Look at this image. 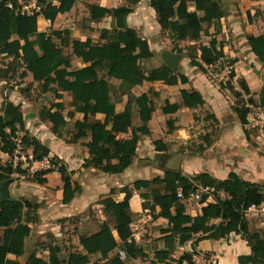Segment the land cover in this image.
<instances>
[{
  "label": "trees",
  "instance_id": "trees-1",
  "mask_svg": "<svg viewBox=\"0 0 264 264\" xmlns=\"http://www.w3.org/2000/svg\"><path fill=\"white\" fill-rule=\"evenodd\" d=\"M135 5L139 0H124ZM8 0H0V55L12 58L7 69L16 71L24 66L21 79L32 76L33 82L39 83L41 91L51 92L54 100L51 110L47 113L39 112V118L51 125V132L57 139L65 144L75 145L82 143L87 150L88 158L84 160L81 168L84 170H97L104 174L116 175L129 168L136 155L140 138L149 136L148 123L154 112V103L151 95L156 96L153 89L139 96H133L131 90L142 86L143 83L162 82L165 86L188 85L186 76L174 74L163 63L158 67L144 71L141 62L151 60L146 40L141 39L134 29L127 26L126 19L133 13V8L121 6L106 9L96 5L88 8L89 18L98 22L110 17L116 29L102 30L98 43L90 39L85 41H70L69 31L50 30L49 33L38 32V17L44 18L51 24L57 16L70 12L76 0H59L53 5L45 0H38L40 10L32 15L16 14L15 9H9ZM10 3H13L11 1ZM194 8L189 10L188 4ZM150 8L154 11L156 21L162 34H166L171 42L185 41L197 42L204 31L203 25L211 27L215 21L224 18V11L219 0H149ZM220 33V26L214 28ZM54 40H58L56 45ZM246 42L251 53L264 67V35L247 36ZM71 47L72 56L87 66L74 71L71 69L70 58L64 56V48ZM175 54L183 55L184 50L179 46L172 48ZM188 67L206 74V68L213 67L226 61L224 45L213 35L207 45L197 49H188ZM231 66L235 60L228 62ZM102 74V76H100ZM230 81L236 78L232 68L228 75ZM114 79L120 82L118 99L113 98V87L105 79ZM241 92L234 85L219 84L220 89H226L236 99V106L231 108L238 119L247 142H250L248 126L249 107L255 105L253 94L244 79L238 81ZM55 86V88H52ZM61 93L71 95L70 107L72 111L65 112L61 100ZM127 97V104L122 113H116L115 104ZM182 106L187 109L202 107L205 103L200 93L194 90H181ZM259 106L264 108V88L259 94ZM180 109L177 104H169L162 108L164 115L175 114ZM139 121L138 126L133 125V116ZM75 114L82 119L72 121ZM101 115L103 120H97ZM212 119L216 125L218 120L214 115H207L205 120ZM169 129H173V122L168 121ZM22 133L23 136H19ZM130 136L120 138L119 135ZM206 150L212 144L209 136L202 138ZM157 153H167V147L162 141L153 143ZM21 149L32 150L33 162L47 160L49 168L28 174L29 167L23 168L19 163L16 167L11 162L0 165V189L11 183L13 174L28 176L29 180L39 186L47 184L46 176L56 172L62 183L63 205L70 204L75 195L81 192L78 183L72 180V172L58 158H49V150L37 139L30 137L25 130L23 115L19 105H14L8 99L4 101V110L0 115V152L9 158ZM30 164V163H29ZM196 185L212 187L216 192H223L227 198L220 199L215 196L214 203L207 204L197 216L186 213L185 201L195 190ZM132 190L139 193L143 200L142 210L148 211L154 218L167 221L165 232L177 240L179 246L194 240L195 248L190 253H183L179 259L171 258L167 250L155 252L154 258L160 264H194L193 258L196 246L203 240L219 241L230 235L240 236L250 248V254L239 256L238 264H264V231L253 224L256 231L251 232L248 222L243 218L241 211L252 205H261L264 202V188L257 183L241 180L236 174H229L224 181H218L206 173L185 177L178 172L167 171L164 177L151 181H137ZM181 190L184 199H177V191ZM124 194L121 202H115L112 196L116 193ZM0 200V231H3V240L0 244V264H16L8 258H19L24 254L25 240L30 236L31 229L27 220L36 212L39 205L19 199L15 200L1 195ZM131 189L123 187L116 191L112 189L109 196L100 200L98 205L104 220L94 233L79 236L80 252L71 253L67 258H61L60 248L51 247L48 261L31 255L25 264H91V257L99 256L96 264H126L120 259L118 250H122L128 260L147 258L142 249L136 246L130 225L132 212L130 210ZM156 209L159 210L155 215ZM112 224V226L110 225ZM208 257V256H207ZM207 264H217L209 261Z\"/></svg>",
  "mask_w": 264,
  "mask_h": 264
},
{
  "label": "crops",
  "instance_id": "crops-1",
  "mask_svg": "<svg viewBox=\"0 0 264 264\" xmlns=\"http://www.w3.org/2000/svg\"><path fill=\"white\" fill-rule=\"evenodd\" d=\"M8 1L10 3L13 0ZM45 1L50 2L53 5H58L59 2V0ZM27 2L28 4L39 7L37 0H30ZM83 2H86L88 6L86 8L87 21L81 22L80 26L78 27L77 23L73 25L74 23H70V21L71 17L75 16L76 9L80 10L81 7L83 8ZM91 5H96L106 9H113L117 8V5L119 6L120 3L115 5L111 0H100L97 1V3L93 2L92 0H76L75 5L70 10V12L57 16L53 24H51L49 21H46L42 17H38V32L49 33L48 31L50 30H68L70 41L83 42L87 39H90L95 44L98 42L102 43V41L99 40L101 31L112 29L110 25L114 22H112L110 17L104 18L98 22L91 21L88 11L89 6ZM223 11L224 18L221 21L222 23L224 22L226 27H228V32H231V37L234 39L240 38L239 40L246 44V48L249 50V55L251 56L252 60H256L255 62H257V64L262 68V64L251 53L246 42V37H257L264 35V9H223ZM149 12H151L153 18H156L152 9H149ZM131 15L132 14L127 17L126 23L129 28L136 31V29L129 23V18ZM72 19H74V17H72ZM62 21L68 22V27H61L60 24ZM218 22L220 21H215L212 24V27H214L215 23L218 24ZM155 25L157 34L159 35L160 33L161 35L162 33L157 22ZM58 27H61L62 29H58ZM226 27L222 32V35L225 34L224 32H226ZM83 31L87 33L85 36L80 38L79 34ZM136 32L141 39L147 41L150 51L153 53V58L151 60H155L157 55V50L153 48V45L160 46L161 44L165 45L166 43H172L167 35L163 36L162 38H158V36L148 37L146 33L142 34L138 31ZM77 34L78 37H76ZM225 37L229 38V35L226 34ZM55 41L58 40H54V42ZM65 49L70 50L71 52V47L64 48V50ZM224 49L226 59L235 60L236 63H238L236 54L229 49L228 52H226L227 48ZM163 51H170L173 53L172 49L167 48L162 49L159 52V55H161ZM63 54L64 56H67L65 53ZM0 56L5 57L3 55ZM70 56L72 70L77 71L87 66L79 59L72 56L71 53ZM5 58H7L9 61L12 60V58ZM182 59L185 63L180 61L177 68L180 69V71L177 73L187 77L188 85L180 84L169 87L165 86L162 82H154L143 83L142 86L135 87L131 90V94L133 96H139L143 93H147L150 89H153L157 97L156 100H152L155 110L151 116L150 122L148 123L150 135L140 138L132 165L123 173L116 175L104 174L92 169H82L81 166L84 160L88 158L87 150L82 146V143L87 142L89 138L84 140L82 143L80 142L75 145L65 144L64 141L57 139L56 136L52 134L51 125L48 122H43L40 120L39 112H49L51 110L52 104L59 101L54 100V95L51 92L44 94L42 91H40L41 88L39 83L33 82L32 76L29 73H27L26 78L21 79L20 75L25 71L24 66L20 67V70L22 71H19L20 73L17 74V78L23 82L25 81L36 84V86L40 88V90H37V93L40 94L44 99L42 98L38 101L29 100L27 98V88L24 89L22 87L23 85H20L19 88L18 86H15L16 84L14 83L8 84L5 81V77L0 76V115H2L4 110L5 99H8L16 106L19 105L20 111L23 115L25 130L28 132L29 136L37 139L42 145L48 148L49 158L56 157L62 163H64L68 171L73 173L72 180L78 183L81 187V192L75 195L73 201L68 205H63L61 202L62 183L60 181L59 175L56 172H52L46 176L47 184L44 186H39L31 182L28 177L29 175L19 176L17 174H13L14 180L7 184L6 187L3 186V189H0V200L2 193H4L6 196H9L12 199H23L30 202L31 204L39 205V208L27 220V224L31 229V232L30 236L25 240L24 254L19 258L8 256L9 259L15 261L16 264H25L28 258L34 254L37 258L45 262L48 261V258L45 259L40 255V253L43 252V254L49 255V243L46 244L48 239L52 240L51 242L53 247H60V231L65 223H68L70 219L72 220L73 218L82 217L81 220L83 221L84 226H86L87 221L90 219L89 215H91V210L94 211V213H99V218L104 220V216L101 212V207L98 205V202L109 196L112 189L118 191L123 187H128L132 192L130 199V210L132 212L133 218L130 228L136 246L144 251V253L147 255V258L144 260H128L126 258L124 262L126 264H160L156 262L154 254L155 252L165 251L166 248L168 250V243H166L165 240V238L169 235V233L165 232L167 229V221L162 218H154L148 211L142 210L143 200L139 197L140 192L132 190V185L135 182L151 181L157 177L162 179L165 172L172 171L178 172L189 178L190 176H193V174L198 175L201 173H206L218 181H224L228 178L229 174L234 173L243 181L255 183V180L252 179L254 173L252 175L249 173L247 174L244 169L247 168L248 172H251L252 170L254 171V168L251 166H255L257 164V159H255L253 163H250L249 167L248 163H244V161L241 159H245L244 157L251 155V151H243L240 149L236 150L234 147L236 146L238 148L237 143L235 142L236 139L238 142H244V138L242 136L244 135L242 132L243 128H237L238 124H235V127L240 130V137L236 136L234 139L232 137L231 130L223 128V123L220 121L217 114L218 110H224L225 107L228 106L227 100L230 99L228 98L227 94L221 91V89L218 87H205L204 83L202 82V78L206 80V77L202 75L197 77L194 74L195 69L188 67V61H186V58H183L182 56ZM13 74L14 73L11 72V75ZM105 79L107 81L110 80L108 81L110 84H117L118 86L120 85V82L117 80L108 78ZM246 79L250 85L249 89L252 94L258 93L264 88V80L259 84L254 83V87H252L248 78ZM52 88H55V86ZM181 90H194L200 93L205 104L202 107H195L192 109L184 108L180 98ZM59 94L63 96L61 102L65 107L64 114H66L68 111H72L73 109L70 107L71 95L69 93L62 92H59ZM157 101L161 103L158 106ZM166 103L177 104L180 106V109L175 114L164 115L162 113V108L166 105ZM126 104L127 97L123 96L121 101L115 104L116 113H122ZM201 111L202 113L208 112L209 115H214L218 120L217 127H220L221 129V134L218 136V138L214 139V142L209 148H206L203 155L206 156L209 153V150H214V160L211 161L209 168L203 167V163H196V160L191 161L186 155V148L190 143L189 140L193 138L190 130L195 123L197 124L199 121H201L199 116ZM158 112H160L162 115H158V119L156 120ZM81 119V115L75 114L72 121H69V119L67 121L71 123ZM96 119L102 121L103 117L98 115ZM168 121L173 122L172 130L168 128ZM133 125H139L136 113L133 116ZM19 136L21 137L23 134L20 133ZM128 136H130V133L128 135H119L120 138ZM155 141H162V143L167 147V153H157L153 145ZM25 151L27 155H31L32 153L31 149H25ZM15 157H17V154ZM177 157H181L180 163L177 160ZM13 158L14 156L9 158L7 155L0 152V165L3 166L8 162L13 164ZM236 159H238V162L242 164V166L238 163V165H235ZM200 160H202L201 157ZM178 163L179 169L177 167H173L178 166ZM197 167L201 170L200 173L198 172ZM23 168H25L24 165ZM48 168V163L45 161L43 170ZM262 171H260L259 174H261ZM254 172L256 175L258 174L256 171ZM28 174L32 173L28 171ZM123 198L124 194H120L118 192L112 196V199L115 202H121ZM186 202L189 203L190 206L186 208V213L192 217L199 215L201 213V209L205 207L202 206L201 208H197L192 201H185V203ZM158 212L159 210L156 209L155 215H157ZM146 229H148V231ZM146 231L148 232L147 236H145ZM148 237L153 239L147 240ZM2 240L3 231H0V244L2 243ZM174 241L178 247H176V249L173 248V251L168 250L171 253V258L174 260L179 259L183 253L192 252L195 248L194 240L185 244L184 246H179L177 240L174 239ZM119 251L122 250H118V253ZM196 253L198 255H208L209 257H206L209 258V261L212 263L238 264L237 258L239 256L249 255L250 248L240 236L230 235L229 237L219 241L203 240L199 242L196 246ZM93 258L99 259V256H93Z\"/></svg>",
  "mask_w": 264,
  "mask_h": 264
},
{
  "label": "rangeland",
  "instance_id": "rangeland-1",
  "mask_svg": "<svg viewBox=\"0 0 264 264\" xmlns=\"http://www.w3.org/2000/svg\"><path fill=\"white\" fill-rule=\"evenodd\" d=\"M26 1H30V0H26ZM49 1H52V0H49ZM92 1L97 3V1H100V0H92ZM111 1L115 5L120 3L119 6L117 5V7L128 6L134 9L132 15L129 18V23L139 33H142V34L146 33L148 37L158 36V38H162L163 36H166V34L160 35V33L158 35L156 32L155 23L157 21H156V18H153V16L151 15V12H149V9H151L149 6V0H139V2L135 5H131L130 3L124 0H111ZM219 1L223 9H264V0H219ZM37 4H38V0H37ZM87 7L88 6L86 2H83V8L81 7L80 10L76 9L75 16H72L74 17V19H72L71 17L70 23H74L73 25L77 23L79 27L81 22L87 21V18H86V14H87L86 8ZM188 7L190 11H193L194 8L192 7L191 3L188 4ZM240 15L242 16L241 13ZM60 25L61 27H68L67 25L69 24L66 21H62ZM218 26H220V33L216 34L214 28ZM61 27H58V29H62ZM225 27L226 26L224 22L222 23V21L218 22V24L215 23L214 27L212 26L207 27V25H203L204 31L201 34L199 41L197 42L185 41L182 43H174V42L171 44L166 43L165 45L161 44L160 46L153 45V48L157 50V55L155 57V60L143 61L141 62V67L143 68L144 71H148L152 69L153 67L160 65L162 61L160 59L159 52L162 49H167V48L172 49L174 47L177 48L179 46L180 48L184 50V53L182 55L183 58H186L185 54L186 55L188 54L187 53L188 49H191V48L197 49L201 45H207L211 37L214 35L217 38V40L223 43L224 48H227L226 52H228V49H229L230 51H233L236 54L238 63L231 66L228 63L231 60L227 59L226 61H222L213 67L206 68L205 75H203L200 71L195 69L194 74L197 77H199V75L206 77V80L202 78V82L204 83L205 87L214 86V88L218 87L220 89L219 87L220 83L224 85L230 84V85H234L237 88V91L241 92V89L238 83V81H240L241 79H244L247 82L249 88H250V85L246 78H248L252 87H254L253 85L254 83L259 84L263 82L264 67L261 68L257 64V62H255L256 60L255 61L252 60L251 56L249 55V50H247L246 48V44L242 42L241 40H239L240 38L234 39L233 37H231V32H228L229 30L228 27H226V30H225L226 32H224L225 34L222 35V32L224 31ZM86 33L87 32L85 31L80 32L79 37L82 38L83 36H85ZM226 34L229 35V38L225 37ZM76 37H78V34ZM55 43L57 45L59 44L58 41H55ZM63 53H65L67 57L71 58L70 50L65 49ZM181 61L183 62L184 60L182 59ZM186 61H188V58H186ZM9 65H10V61L5 57L0 56V76L5 77L6 83L8 84L14 83L16 84L15 86H18L19 88H20V85H23L22 87L24 89L25 88L28 89L27 98L31 101H38L39 99H42L43 97L37 93V90H40V88L37 87L36 84L28 83L25 81L23 82L17 78L18 77L17 74L20 73L19 71H22L20 70L19 66L16 64L14 65V69H16V71H14V74L11 75V72L7 71ZM232 68L235 70L236 78L230 81L228 75H229V71ZM178 71H180V69H177V72ZM100 76H102V74H100ZM111 85L113 87V92H114L113 98L118 99V96H119V90L117 89L118 85L117 84H111ZM221 91L226 93L230 100H227L228 106L225 107L224 110L223 109L218 110L217 114H218L220 121L223 123V128H227L231 130L232 137L235 139L236 136L240 137V130L237 128L238 127L242 128L238 119L232 113V110H231L233 106H236V99L234 98V96L231 94L229 90L222 89ZM260 92L261 91H259L258 93H253V99L255 101V105L249 107L250 113L247 118L249 123L246 129L250 135V142H247L245 136L242 135L244 138L245 144L244 142H238L236 139L235 142L237 143L238 148L236 146L234 147L236 148V150L240 149L243 151H246V150L251 151V155L244 157L245 159H241L242 161H244V163H248L249 167H250V163H253L254 160L257 159V164L255 166H251L252 168H254V171L258 173L257 175L255 174L253 170L251 172L250 171L248 172L247 168L244 170L247 174L249 173L252 175L254 173L252 176V179L255 180V183H257L258 185L264 188V108L259 106ZM156 98H157L156 96L151 95L152 100L154 99L156 100ZM159 104L161 103L157 101V106ZM158 115H162V114L158 112L156 116V120L158 119ZM207 115H209L208 112L202 113V111L199 114L201 121H199L197 124L195 123L192 129L190 130V133L193 136V138L189 140L190 143L188 144L186 148V155L188 156V158H190L191 161L196 160V163H201V164L203 163V167L205 168L207 167L209 168L211 161L214 160V150L213 151L209 150V153L206 156H203L205 150L204 151L200 150V147H203L205 145L204 142L202 141V138L205 135H207L211 138L212 143H213L214 139L218 138V136L221 134L220 127L218 128L212 119H208L204 121V118ZM235 124L236 125L238 124L237 128L235 127ZM25 153H26L25 150L21 151L22 155L23 154L25 155ZM200 157L202 158V160H200ZM177 160L180 163L181 157L179 158L177 157ZM23 161H24L23 165L25 167L28 166L30 168L32 166L31 164H29L28 162L29 160H27L26 158L23 159ZM179 163H178V166H173V167L175 168L177 167L179 169ZM237 163L242 166V164L238 162V159L235 160V165H238ZM197 170L200 173L201 170L198 169V167H197ZM259 170L260 171L263 170L261 174H259L260 172ZM195 175L197 174H193V176H190V178L194 177ZM185 206L187 208L189 206V203L186 202ZM192 206L194 207L193 204ZM89 218L90 219L89 221H87L86 226H84V223L81 220L82 217L73 218L72 220L70 219L68 223H65V225L62 226L61 231H60L61 243L59 245L60 246L59 256L61 258H67L68 255L71 253L80 252L79 236L81 234L88 235V234H91L97 231L99 223L103 221L101 218H99V213L97 212L94 213V211L92 210H91V215H89ZM252 223H248V224L250 227V231L254 232L256 230L253 226L254 223L253 224ZM110 225L112 226L111 223ZM146 230L148 231V229ZM147 231L145 233V236H147L148 234ZM150 239H153V238H150V237L147 238V240H150ZM51 241H52L51 239H48L46 242V244L49 243V249L53 247ZM176 247L178 246L176 242L174 241V249H176ZM40 255L43 256L45 259L48 258V255L43 254V252H41ZM206 256L208 255L196 254L193 260L197 264H207L208 258ZM97 262H98L97 258H93V257L91 258V264H96Z\"/></svg>",
  "mask_w": 264,
  "mask_h": 264
},
{
  "label": "built area",
  "instance_id": "built-area-1",
  "mask_svg": "<svg viewBox=\"0 0 264 264\" xmlns=\"http://www.w3.org/2000/svg\"><path fill=\"white\" fill-rule=\"evenodd\" d=\"M13 3H8L7 7L9 9H15L16 14L20 15H32L33 13H37L40 8L36 5L28 4L26 0H13ZM25 149L18 148V150L14 153L13 165L17 166L19 163H23V159L29 160L28 162L33 166L29 168V172L34 173L36 171H41L44 169V162L47 160H43L41 162H33L32 154L23 156L21 151ZM17 154V157L15 155ZM20 155V156H18ZM48 163V161H47ZM49 166V163H48ZM215 196H218L220 199H226L227 196L223 192H216L212 187H205L202 185H196L195 190L191 192L188 196L187 201H192L197 208H201L202 206H206L207 204L214 203ZM177 199L183 200V194L181 190L177 191ZM243 218L248 222L255 223L258 228L264 231V202L261 205H252L247 209L241 211ZM119 256L122 261L126 259V255L123 251H119ZM194 261V260H193ZM185 264V263H184ZM194 264H197L194 261Z\"/></svg>",
  "mask_w": 264,
  "mask_h": 264
},
{
  "label": "water",
  "instance_id": "water-1",
  "mask_svg": "<svg viewBox=\"0 0 264 264\" xmlns=\"http://www.w3.org/2000/svg\"><path fill=\"white\" fill-rule=\"evenodd\" d=\"M111 28L116 29L115 24L111 23ZM162 63L169 68L174 74L177 73L178 65L182 59V55L171 53L170 51H163L160 55ZM7 185V184H6ZM5 185V187H6ZM174 248V239L171 238L168 242V250L173 251Z\"/></svg>",
  "mask_w": 264,
  "mask_h": 264
}]
</instances>
